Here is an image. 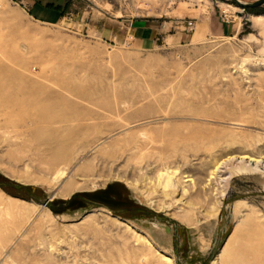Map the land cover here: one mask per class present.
<instances>
[{
  "label": "rangeland",
  "instance_id": "rangeland-1",
  "mask_svg": "<svg viewBox=\"0 0 264 264\" xmlns=\"http://www.w3.org/2000/svg\"><path fill=\"white\" fill-rule=\"evenodd\" d=\"M255 10L0 0V264H264V160L255 175L225 166L218 213L180 191L210 180L228 153L217 142L264 145ZM138 23L158 27L153 42L137 40Z\"/></svg>",
  "mask_w": 264,
  "mask_h": 264
},
{
  "label": "bare ground",
  "instance_id": "bare-ground-1",
  "mask_svg": "<svg viewBox=\"0 0 264 264\" xmlns=\"http://www.w3.org/2000/svg\"><path fill=\"white\" fill-rule=\"evenodd\" d=\"M256 20L257 22H261V18H257ZM226 144L227 147L223 148L221 143L217 142L211 148L213 150L220 148L221 150L228 151V153L224 156L218 155V157L213 159L214 161L212 171L209 172V176L211 177L210 180L197 183L193 179H190L188 181L190 185L180 189L184 196L189 194L190 189H197V194L201 195L205 199L206 204H209V202L212 201V205H214V213H218L221 210L224 198L226 196V190H224L225 187H223L221 190L216 189L218 186L216 187L213 181H219V178L222 182L224 181L223 174L222 176L220 174L222 173L221 171L225 169V166L227 168L239 162L237 167H230L231 169L229 168L232 177L238 175H255L258 172V165L264 160V145L258 146L257 144H253L251 142L245 143L239 139L227 142ZM177 173V171L170 172V170H167L165 173L160 174L162 178L165 177L167 180L166 184L160 182V186L164 189L166 196H170V194L176 193L179 190V182H177L176 177ZM186 178L191 177L188 176ZM168 263L173 264L171 260H168Z\"/></svg>",
  "mask_w": 264,
  "mask_h": 264
},
{
  "label": "crops",
  "instance_id": "crops-1",
  "mask_svg": "<svg viewBox=\"0 0 264 264\" xmlns=\"http://www.w3.org/2000/svg\"><path fill=\"white\" fill-rule=\"evenodd\" d=\"M41 7V10L38 12V17L46 22H51L52 19L49 17V9L45 8V5H36L35 7ZM60 11L61 10H57ZM126 25V24H125ZM158 27L154 24L150 23H138L136 24L133 29L131 30L132 33L138 38V41L144 43H151L153 42L156 35H158Z\"/></svg>",
  "mask_w": 264,
  "mask_h": 264
},
{
  "label": "water",
  "instance_id": "water-1",
  "mask_svg": "<svg viewBox=\"0 0 264 264\" xmlns=\"http://www.w3.org/2000/svg\"><path fill=\"white\" fill-rule=\"evenodd\" d=\"M233 1L237 6L242 8L243 10L247 9H259L261 7H264V0H259L256 3L247 4L243 3L241 0H231ZM52 199L48 200V202L44 205L45 207L49 206Z\"/></svg>",
  "mask_w": 264,
  "mask_h": 264
},
{
  "label": "trees",
  "instance_id": "trees-1",
  "mask_svg": "<svg viewBox=\"0 0 264 264\" xmlns=\"http://www.w3.org/2000/svg\"><path fill=\"white\" fill-rule=\"evenodd\" d=\"M252 11H256L255 9H252Z\"/></svg>",
  "mask_w": 264,
  "mask_h": 264
},
{
  "label": "built area",
  "instance_id": "built-area-1",
  "mask_svg": "<svg viewBox=\"0 0 264 264\" xmlns=\"http://www.w3.org/2000/svg\"><path fill=\"white\" fill-rule=\"evenodd\" d=\"M226 17V19L228 18L227 16H225ZM228 21V20H227Z\"/></svg>",
  "mask_w": 264,
  "mask_h": 264
}]
</instances>
